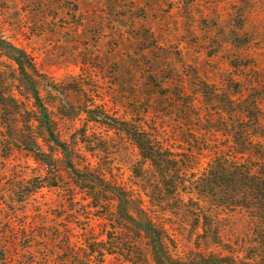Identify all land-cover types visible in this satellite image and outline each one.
Segmentation results:
<instances>
[{"label":"rangeland","instance_id":"1","mask_svg":"<svg viewBox=\"0 0 264 264\" xmlns=\"http://www.w3.org/2000/svg\"><path fill=\"white\" fill-rule=\"evenodd\" d=\"M0 36L36 63L42 101L78 165L122 186L147 188L158 179L132 139L96 115H133L179 135V119L164 112L169 102L161 95L169 91L175 98L183 87L191 94L201 81L241 87L264 106V0H0ZM0 74V86L31 108L16 65L2 54ZM28 120H16L24 141L41 132ZM9 134H0V264H156L149 241L127 224L126 231H104L99 216L115 210L112 197L107 207L91 211L89 196L79 189L77 204L63 189L32 195L46 170ZM59 166L62 186L75 187ZM178 208L172 201L157 209L175 227L164 232L176 264H209L203 258L209 254L241 255L244 261L255 256L257 232L241 216L222 213L220 231H202L194 206L183 217L175 215ZM54 222L70 231H51Z\"/></svg>","mask_w":264,"mask_h":264},{"label":"trees","instance_id":"2","mask_svg":"<svg viewBox=\"0 0 264 264\" xmlns=\"http://www.w3.org/2000/svg\"><path fill=\"white\" fill-rule=\"evenodd\" d=\"M0 54L14 62L18 77L27 88V96L33 100L31 108H28L17 98L15 91L0 86V134L9 131L7 138L16 144L19 138L20 144L46 170L45 175L40 174L36 178L37 185L32 195L38 196L44 189H63L67 190L68 201L77 204L76 189H79L89 196L87 208L91 211L104 209L111 203L108 198L112 197L116 203L115 210L107 208L99 216L105 221L104 231H126L124 224H127L130 231L149 241L156 264H176L167 248L164 232L174 231L175 227L165 218L168 213L157 211L162 206H168L172 201L177 203L179 208L175 215L181 217L189 212L185 209L194 206L197 228L201 226L202 231H220L225 216L233 218L239 215L247 221L250 231L257 232L259 241L255 256L248 261H244L241 255L209 254L203 258L209 264H238L240 260L244 264H264L262 98L246 97L241 87L233 91L227 86L211 85L206 81H201L191 94L183 87L172 98L168 91L161 97L169 102L164 105V112L169 111L179 119L174 120V127L180 126L176 129L179 135L174 133V137L166 135V128L159 123L144 119L136 121L133 115L119 118L108 113L96 115V121L121 130L132 139L140 156L148 162L158 179L147 188L141 183L122 186L94 169L78 165L75 149L62 139L56 121L42 101L37 80L39 72L32 57L1 36ZM257 88L254 86L253 90ZM24 115L30 117L25 122L30 129L31 122H34L36 129L41 130L31 135L30 141H24V133L16 125V120ZM59 163L69 173L75 187L65 189L62 186ZM156 194L165 195L164 202H157ZM39 218L45 219L41 214ZM88 222L82 228L84 231L90 229ZM60 223L54 222L51 231H70L62 229ZM180 226H185L184 221ZM8 263L6 261L5 264Z\"/></svg>","mask_w":264,"mask_h":264}]
</instances>
